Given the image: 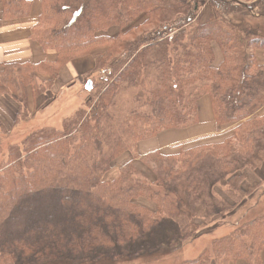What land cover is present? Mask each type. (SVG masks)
<instances>
[{
    "label": "trees",
    "instance_id": "16d2710c",
    "mask_svg": "<svg viewBox=\"0 0 264 264\" xmlns=\"http://www.w3.org/2000/svg\"><path fill=\"white\" fill-rule=\"evenodd\" d=\"M204 3L212 13L201 23ZM0 7L3 21H17L33 3ZM31 39L44 62L0 65L15 126L73 61L93 56L99 77L87 108L61 127L0 144V264L149 259L237 210L241 222L182 264H264V0H41ZM204 97L218 139L139 154L142 142L197 126Z\"/></svg>",
    "mask_w": 264,
    "mask_h": 264
},
{
    "label": "rangeland",
    "instance_id": "374dc122",
    "mask_svg": "<svg viewBox=\"0 0 264 264\" xmlns=\"http://www.w3.org/2000/svg\"><path fill=\"white\" fill-rule=\"evenodd\" d=\"M258 0H250L247 2L248 4L256 3ZM254 11L253 13H255ZM212 13V8L207 4L204 3L202 7V20L201 23L207 22L210 15ZM257 13H255L256 15ZM18 21V20H17ZM119 33L118 28H112L108 31V35L115 36ZM90 57V56H89ZM93 57V56H92ZM84 59V58H82ZM90 61H85L83 63H75V65L71 66L72 75L75 77L73 80L74 82L69 84L65 87H58L56 84L52 88V90L47 94L46 100L44 106L40 107V110L34 115L30 116L26 121H22L18 123V125L15 126L14 122L11 124L12 126L8 127L4 124L5 128L7 129V132H1L0 133V144L7 148L9 145L19 144L21 143L29 134H31L33 131L44 128V127H56L59 128L62 125V122L65 118L70 117L71 115H74L78 110L81 108H87V105L89 101L92 99L91 96H95V86L97 78L99 77V73H96V61H95V68L93 70H89L91 66ZM90 71V72H89ZM88 74H90L88 76ZM101 75V74H100ZM83 77V80L79 79V77ZM89 78L93 79L92 82V89L90 91L87 90V83L86 82ZM95 90V91H94ZM93 92V93H92ZM52 94V95H51ZM45 99V98H43ZM127 99L123 100V104L127 105L128 102H126ZM210 110L212 111V107L210 105ZM179 130V129H175ZM156 139V138H155ZM151 140L145 141V143L149 144ZM153 141V139H152ZM204 141V140H203ZM143 144V143H142ZM179 148L177 147V150L174 153H177ZM160 151V150H158ZM155 152V151H154ZM163 152V151H160ZM180 152V150L178 151ZM167 153L168 155L170 153ZM172 153V154H174ZM140 154V153H139ZM125 160V159H124ZM117 166H122L123 162H117ZM118 170L115 169L114 172ZM264 171L258 172V177H264ZM257 179L254 176H250L249 182H255ZM264 184V180H263ZM264 188V187H263ZM264 190V189H263ZM216 194V192H215ZM218 197L220 196L217 192L216 194ZM254 199L257 200V195ZM252 197V196H251ZM249 197V199H246L244 204L246 203L247 206L254 205L253 199ZM138 202H140L142 205L147 206L148 208L154 209L155 205L149 203L148 201L141 199ZM220 201L219 203H221ZM207 202L206 204H208ZM201 206V203H199ZM262 208H264V199L261 200ZM253 213V212H252ZM232 213H227L226 216H231V218H228L221 226H217L213 230V233H210V235H203L201 236L203 232H201L198 239L192 238L188 239L184 246H181L179 248H176L175 244L173 245L175 249L168 250L170 253L165 254H157V256H153L143 259H131V260H119L115 264H182L183 261L187 260H194L196 259L203 249L209 246V244L213 241L215 238H220L226 234H228L233 228L232 223H239L241 222L243 211H235ZM219 222H221L219 220ZM218 223V222H217ZM216 224H213L214 226ZM211 226V227H212ZM127 261V262H126ZM246 263L243 261H240L239 264ZM107 264V263H105ZM247 264V263H246Z\"/></svg>",
    "mask_w": 264,
    "mask_h": 264
},
{
    "label": "crops",
    "instance_id": "0c3cea01",
    "mask_svg": "<svg viewBox=\"0 0 264 264\" xmlns=\"http://www.w3.org/2000/svg\"><path fill=\"white\" fill-rule=\"evenodd\" d=\"M31 1L33 3L31 16L24 20L3 21L0 7V65L8 63H31L36 65L44 62L47 58L43 48L31 39L32 29L41 15V0ZM217 56L220 59V55L218 54ZM85 61H90V71L95 68V58L92 56L73 61L63 70L56 85L65 87L73 83L75 77L72 75L71 66ZM83 77H79V79L83 80ZM47 97L39 100L37 108L40 109L41 106L45 105V102H48L46 100ZM210 105L211 100L209 97H204L199 102L200 123L197 126L166 131L156 139H153V141L151 140L149 144L142 142L143 144H139L138 147L139 153L145 155L160 150L172 154L177 150V147H190L218 139L220 133L215 125ZM16 114L17 106L7 98H0V117L6 126H12L11 124L14 122ZM262 256L264 260V252Z\"/></svg>",
    "mask_w": 264,
    "mask_h": 264
},
{
    "label": "water",
    "instance_id": "95a60500",
    "mask_svg": "<svg viewBox=\"0 0 264 264\" xmlns=\"http://www.w3.org/2000/svg\"><path fill=\"white\" fill-rule=\"evenodd\" d=\"M92 89V82H88L87 84V90L90 91Z\"/></svg>",
    "mask_w": 264,
    "mask_h": 264
}]
</instances>
